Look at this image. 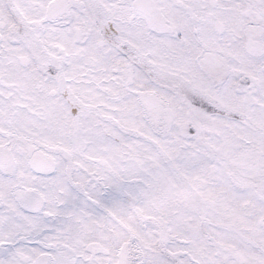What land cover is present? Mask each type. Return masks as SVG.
I'll list each match as a JSON object with an SVG mask.
<instances>
[{
    "label": "snow or ice",
    "instance_id": "obj_1",
    "mask_svg": "<svg viewBox=\"0 0 264 264\" xmlns=\"http://www.w3.org/2000/svg\"><path fill=\"white\" fill-rule=\"evenodd\" d=\"M0 264H264V0H0Z\"/></svg>",
    "mask_w": 264,
    "mask_h": 264
}]
</instances>
